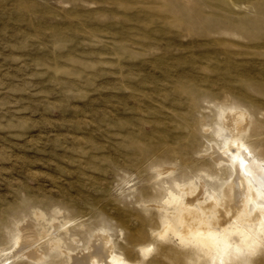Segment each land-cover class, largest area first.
I'll return each mask as SVG.
<instances>
[{
	"label": "rangeland",
	"instance_id": "1",
	"mask_svg": "<svg viewBox=\"0 0 264 264\" xmlns=\"http://www.w3.org/2000/svg\"><path fill=\"white\" fill-rule=\"evenodd\" d=\"M229 110L264 157V0H0V251L53 220L74 253L101 232L132 264H264V233L221 260L156 237L169 191L219 189ZM47 238L0 264H71Z\"/></svg>",
	"mask_w": 264,
	"mask_h": 264
},
{
	"label": "bare ground",
	"instance_id": "2",
	"mask_svg": "<svg viewBox=\"0 0 264 264\" xmlns=\"http://www.w3.org/2000/svg\"><path fill=\"white\" fill-rule=\"evenodd\" d=\"M220 120L229 136L222 138L220 146L212 144L210 152V160L223 170L219 189L209 194L208 199L202 197L201 188L194 184L181 185L177 194L169 191L164 204L171 210L165 209V217L156 233V237L173 238L179 244L202 250L212 260L251 249L258 242L259 234L264 233V157L242 139L248 124L246 113L229 110L220 115ZM217 135L221 136V132ZM66 223L56 224L52 220L53 231L40 236L32 225L20 227L13 249L10 252L2 249L0 255L11 253L14 257L29 249L33 242L48 237L47 254L65 255L71 264H132L114 252L108 236L99 234L101 232L94 237L95 243H89L84 250L74 253L63 248L57 233ZM140 250L145 254L150 249L145 246ZM25 253L35 261L47 257L39 247ZM6 260L8 258L4 262Z\"/></svg>",
	"mask_w": 264,
	"mask_h": 264
}]
</instances>
